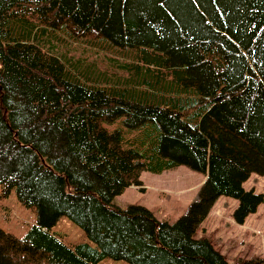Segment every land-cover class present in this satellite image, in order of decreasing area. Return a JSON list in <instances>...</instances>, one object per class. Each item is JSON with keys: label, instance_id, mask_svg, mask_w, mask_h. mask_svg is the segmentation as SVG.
Returning <instances> with one entry per match:
<instances>
[{"label": "trees", "instance_id": "trees-1", "mask_svg": "<svg viewBox=\"0 0 264 264\" xmlns=\"http://www.w3.org/2000/svg\"><path fill=\"white\" fill-rule=\"evenodd\" d=\"M58 39L131 60L109 75ZM177 165L205 179L174 223L112 203ZM251 174L264 175V0H0V197L14 189L38 216L23 238L0 229V264H230L193 235L220 196L238 224L256 211ZM60 216L95 247L50 233Z\"/></svg>", "mask_w": 264, "mask_h": 264}, {"label": "rangeland", "instance_id": "rangeland-1", "mask_svg": "<svg viewBox=\"0 0 264 264\" xmlns=\"http://www.w3.org/2000/svg\"><path fill=\"white\" fill-rule=\"evenodd\" d=\"M55 45L58 53H65L69 59H79L92 69L116 77L125 74L122 67L131 60L118 48L91 39L81 42L58 39ZM204 179L203 172L185 165H177L160 173L144 171L140 175L141 185L127 187L114 197L112 203L121 209L129 205L142 206L156 220L171 224L184 215L196 200ZM242 186L245 190L253 189L264 196V175L251 174ZM214 204L196 229L194 238H207L230 264L252 260L255 264H264V200L254 213L246 217L243 224L233 220L232 214L238 204L236 199L220 196ZM37 221L36 207L21 204L14 189L7 196L0 197V229L23 238ZM48 231L68 247L80 243L95 247L84 230L66 216H60ZM96 264L130 263L106 257Z\"/></svg>", "mask_w": 264, "mask_h": 264}, {"label": "crops", "instance_id": "crops-1", "mask_svg": "<svg viewBox=\"0 0 264 264\" xmlns=\"http://www.w3.org/2000/svg\"><path fill=\"white\" fill-rule=\"evenodd\" d=\"M216 203V202H215ZM215 205V204H214ZM211 211V210H210ZM208 216V215H207Z\"/></svg>", "mask_w": 264, "mask_h": 264}]
</instances>
